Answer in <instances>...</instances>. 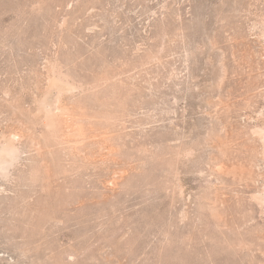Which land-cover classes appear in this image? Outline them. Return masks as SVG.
I'll list each match as a JSON object with an SVG mask.
<instances>
[{"label": "rangeland", "instance_id": "1", "mask_svg": "<svg viewBox=\"0 0 264 264\" xmlns=\"http://www.w3.org/2000/svg\"><path fill=\"white\" fill-rule=\"evenodd\" d=\"M0 264H264V0H0Z\"/></svg>", "mask_w": 264, "mask_h": 264}]
</instances>
